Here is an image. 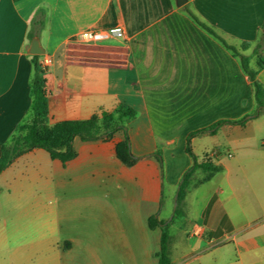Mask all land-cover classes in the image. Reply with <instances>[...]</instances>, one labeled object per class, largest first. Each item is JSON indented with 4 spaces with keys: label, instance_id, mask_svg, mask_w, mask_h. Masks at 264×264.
Listing matches in <instances>:
<instances>
[{
    "label": "crops",
    "instance_id": "obj_1",
    "mask_svg": "<svg viewBox=\"0 0 264 264\" xmlns=\"http://www.w3.org/2000/svg\"><path fill=\"white\" fill-rule=\"evenodd\" d=\"M0 8V156L31 115L28 35L39 11L45 26L38 37L52 59L47 124L133 113L110 137L75 139L65 165L34 149L0 173V258L158 264L161 230H151L149 219L167 196L175 207L193 165L188 137L257 110L240 56L204 26L257 69L264 0H187L182 7L175 0H0ZM117 29L123 34L98 43L87 37ZM257 79L264 86V69ZM125 131L132 166L117 156ZM191 147L222 170L188 189L185 201L199 189L196 200L205 203L195 215L185 206L171 263L264 264V113L245 126L199 134Z\"/></svg>",
    "mask_w": 264,
    "mask_h": 264
},
{
    "label": "trees",
    "instance_id": "obj_2",
    "mask_svg": "<svg viewBox=\"0 0 264 264\" xmlns=\"http://www.w3.org/2000/svg\"><path fill=\"white\" fill-rule=\"evenodd\" d=\"M45 26V12L39 11L32 21L31 30L28 35L29 41H32L34 37H38ZM204 28L216 38L220 39L228 49L234 52L235 55L240 56L243 69L249 76L255 94V101L257 104V110L249 116L236 122H219L214 126L204 129L195 133H192L187 139L186 152L193 160V165L189 168L181 181L178 191V201L182 202L185 198L186 189L190 184V179L197 171H203L206 176L200 182V185L210 181L213 176L222 170L221 166H216L210 159L199 161L194 155L191 147V140L193 137L209 133L215 134L220 126L223 124H236L245 126L247 122L257 118L264 113V86L258 81L257 77L261 70L264 69V58L258 56L257 69H252L249 66L247 58L238 54L234 47L228 46L220 37H218L209 28ZM250 47L249 43H243L241 48L243 50ZM42 56H33L32 61L34 65V76L31 81V94L33 98V104L30 117L21 125L17 127L15 134L10 141L2 146L0 156V173L7 169L15 159L19 156L28 153L34 149H43L47 151L52 159L60 160L64 165L67 164L75 157V150L73 143L75 139H80L83 142H92L102 139L103 135L109 137L118 130L124 129V127H115L112 130L101 132L102 124H109L112 122L113 116L103 113L101 116L94 115L86 121H67L58 123L54 126L47 124L48 117V99L46 91L45 73L41 68L40 60ZM120 113L125 116H131V111H123L120 109ZM107 125H105L106 127ZM129 136L125 131V138L123 142L117 146L118 158L127 166H132L135 163V159L131 155L129 148ZM159 156V155H158ZM160 160V158H158ZM149 227L151 230L159 228L161 230V242L160 250L156 253L158 264H172L169 253L170 223L161 222L157 217H151L149 219Z\"/></svg>",
    "mask_w": 264,
    "mask_h": 264
},
{
    "label": "rangeland",
    "instance_id": "obj_3",
    "mask_svg": "<svg viewBox=\"0 0 264 264\" xmlns=\"http://www.w3.org/2000/svg\"><path fill=\"white\" fill-rule=\"evenodd\" d=\"M127 117H119V120L115 121L112 119V122L105 127L104 124H102V129L101 132H106L108 130H112L113 128L117 127L119 123L121 124H126L127 122ZM206 174L202 171H199L198 173L196 172L194 176L190 179V184L188 188L186 189V194L185 198L188 192V189L192 186L194 188H197L200 186V182L205 178ZM199 189L196 191H192L188 194L187 199L185 201V198L182 202L179 203L178 197L176 200V207L173 208V197L171 199L167 198L165 199V204H164V209L159 213L157 219L161 222L165 223H170V228H169V234H170V242H169V253L170 256L173 254V250L171 252V249H173V234H179L181 229H184L183 225L185 224L184 220V209L185 206H187L189 213L195 215L199 212V209L204 206V201L200 202L196 200V197L198 195ZM173 210H174V216H173ZM160 217V218H159ZM180 236V234L178 235ZM177 237V236H176ZM0 264H41L38 263V261L34 260H25L23 262H15V261H10L8 258H0ZM197 264V263H194Z\"/></svg>",
    "mask_w": 264,
    "mask_h": 264
},
{
    "label": "built area",
    "instance_id": "obj_4",
    "mask_svg": "<svg viewBox=\"0 0 264 264\" xmlns=\"http://www.w3.org/2000/svg\"><path fill=\"white\" fill-rule=\"evenodd\" d=\"M116 34H123L121 29H117L116 31H112L110 33L108 32H91L87 35L88 40L94 43L101 42L103 40H106L110 35H116ZM52 64V59L50 56L43 55L40 60V65L44 73L48 70V68Z\"/></svg>",
    "mask_w": 264,
    "mask_h": 264
},
{
    "label": "water",
    "instance_id": "obj_5",
    "mask_svg": "<svg viewBox=\"0 0 264 264\" xmlns=\"http://www.w3.org/2000/svg\"><path fill=\"white\" fill-rule=\"evenodd\" d=\"M177 6L182 7L186 4L187 0H175ZM29 54L33 56H43L45 55V50L42 48L39 37H34L31 41ZM177 200V199H176ZM177 203L175 204L176 207Z\"/></svg>",
    "mask_w": 264,
    "mask_h": 264
},
{
    "label": "snow or ice",
    "instance_id": "obj_6",
    "mask_svg": "<svg viewBox=\"0 0 264 264\" xmlns=\"http://www.w3.org/2000/svg\"><path fill=\"white\" fill-rule=\"evenodd\" d=\"M2 20H3L2 8H0V26H2Z\"/></svg>",
    "mask_w": 264,
    "mask_h": 264
}]
</instances>
